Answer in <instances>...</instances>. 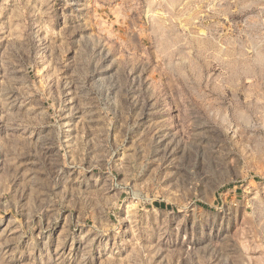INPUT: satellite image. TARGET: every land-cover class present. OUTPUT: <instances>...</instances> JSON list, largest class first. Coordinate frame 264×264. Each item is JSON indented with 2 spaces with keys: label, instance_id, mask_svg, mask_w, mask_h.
Instances as JSON below:
<instances>
[{
  "label": "rangeland",
  "instance_id": "1",
  "mask_svg": "<svg viewBox=\"0 0 264 264\" xmlns=\"http://www.w3.org/2000/svg\"><path fill=\"white\" fill-rule=\"evenodd\" d=\"M0 264H264V0H0Z\"/></svg>",
  "mask_w": 264,
  "mask_h": 264
}]
</instances>
